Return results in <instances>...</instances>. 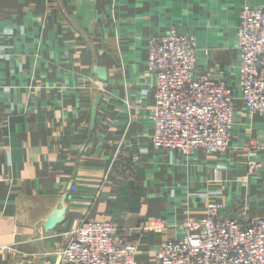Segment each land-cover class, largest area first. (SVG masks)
Instances as JSON below:
<instances>
[{
  "label": "crops",
  "instance_id": "crops-1",
  "mask_svg": "<svg viewBox=\"0 0 264 264\" xmlns=\"http://www.w3.org/2000/svg\"><path fill=\"white\" fill-rule=\"evenodd\" d=\"M245 5L264 0H0V264H33L16 248L29 244L27 252L49 236L44 223L66 193L64 225L110 219L122 229L167 219L166 234L138 237L143 250L179 237L184 220L203 216L211 201L222 202L226 218L245 206L264 216V164L242 182L245 158L233 148L264 141V117L236 130L235 121L233 145L212 156L151 142V36L189 30L201 66L205 49L215 57L234 50L239 66ZM95 66L107 70L105 81ZM255 155L264 162L263 150Z\"/></svg>",
  "mask_w": 264,
  "mask_h": 264
},
{
  "label": "built area",
  "instance_id": "built-area-1",
  "mask_svg": "<svg viewBox=\"0 0 264 264\" xmlns=\"http://www.w3.org/2000/svg\"><path fill=\"white\" fill-rule=\"evenodd\" d=\"M237 48L235 90L224 72L215 78L209 71H198L194 34L173 26L151 36L146 66L153 75L154 148L184 155L197 149L226 152L233 138L237 92L249 115L264 114V6L245 5L239 11ZM141 104V99L135 101ZM260 150L255 144L246 148L248 175L262 166L251 159ZM141 226L160 233L168 223L158 216ZM180 229L179 237L165 240L156 249L158 264H264V217H251L248 208L226 218L222 205L212 203L203 216L185 219ZM71 233L53 264H140L138 244L129 243L110 220L75 222ZM4 249L0 247V253Z\"/></svg>",
  "mask_w": 264,
  "mask_h": 264
},
{
  "label": "rangeland",
  "instance_id": "rangeland-1",
  "mask_svg": "<svg viewBox=\"0 0 264 264\" xmlns=\"http://www.w3.org/2000/svg\"><path fill=\"white\" fill-rule=\"evenodd\" d=\"M189 33H192L196 36V34L194 32L191 31H187ZM197 38V36H196ZM198 41V40H197ZM237 48V45H236ZM199 45H198V57H199ZM234 50H228V51H223L221 52L218 57H215V51H210L208 49L204 50V54L205 57L207 58V61L204 63L205 66H201L202 63H199V59H198V71H209L212 76H214L215 78H219L222 73L224 72L226 79L228 80V82L235 88H237V80H238V57L236 56L235 53H233ZM209 57V58H208ZM207 65V66H206ZM204 67V68H203ZM236 110H237V115H236V126H235V130L236 128L239 127H244V128H249V125L253 124L256 122L257 119L260 118V116L264 117V114H260V113H255L253 115H249L248 110L243 102V99L241 98L240 94H238L237 92V98H236ZM235 136V132L233 133V138H232V143L230 145V147L233 145V141H234V137ZM264 142V141H261ZM259 139L257 138H253V140H250L249 143L245 144V145H237L234 146L233 148L238 149L236 152L238 156L237 158H240V156L245 160L242 161V163L245 165V169H246V174L244 175L243 178H241V181H245L246 183L249 182V178L250 176H253L255 174H257L258 172L261 171V169L263 168V164L264 162H262V160L257 157L255 154L253 155V157L251 159H255L256 161L261 163V167L258 168V170H256L253 174L248 175V171H247V164H248V159H249V152L246 151V148L249 147L250 144H255L258 148H262L264 151V145L263 143H261ZM229 147V148H230ZM228 148V149H229ZM239 151V152H238ZM195 152H199V153H203L206 155H213L210 153H207L205 151H203L202 149H197L192 153ZM218 154V153H216ZM215 155V154H214ZM252 155V153H251ZM220 191V190H218ZM217 190L213 191V192H209V194L211 195L210 198H212L213 196L217 197L218 194L220 192H218ZM213 194V195H212ZM209 195V196H210ZM209 198V197H208ZM212 199H210L211 201ZM220 203L222 205V213L224 215V209H223V204L220 200H215V201H211L208 203V206L212 203ZM207 206V207H208ZM247 208L246 206L243 207L240 211H242L243 209ZM205 211V210H204ZM203 211V212H204ZM251 217H264V216H255L252 215L249 212ZM225 216V215H224ZM105 220H110V219H105ZM112 221V220H110ZM167 221V219H166ZM113 222V221H112ZM72 225H61L59 226L57 229H55L54 231H51L48 237H44L43 239H41L40 237V241L37 240V243H34L32 250L29 251H25V246L29 245V244H19L18 247L16 248L17 250V254L18 257L20 258L19 260H23L26 259L25 261H32L33 264H53L54 260L57 256V253L62 249V247L64 246V244L68 241V239L71 237L72 233ZM117 226V225H116ZM171 225L168 224V226L163 229L160 233H155L154 231H148V230H144L142 229L141 224H138L137 227H126V228H119L118 233L127 238V241L129 243L132 244H138L139 247V263L140 264H157V260H156V249L157 247L162 244L164 241H162V243L160 244H154V242H152L150 244L149 249L147 250H143L141 246H143L142 242H140L139 245V236L143 237V235H146L145 237H153V236H161L166 234L169 230ZM154 245H157V247Z\"/></svg>",
  "mask_w": 264,
  "mask_h": 264
},
{
  "label": "water",
  "instance_id": "water-1",
  "mask_svg": "<svg viewBox=\"0 0 264 264\" xmlns=\"http://www.w3.org/2000/svg\"><path fill=\"white\" fill-rule=\"evenodd\" d=\"M94 71L98 74L99 79L101 81H105L107 79V70L105 68H101L99 66L94 67ZM100 97L96 96L95 98V106L93 109V123L96 120L97 115V106L99 104ZM66 188L69 190L71 188L70 184L66 185ZM67 196L68 194H64L61 201L58 205L49 213L47 220L44 223V230L46 233L54 231L60 225L64 224L67 221Z\"/></svg>",
  "mask_w": 264,
  "mask_h": 264
}]
</instances>
